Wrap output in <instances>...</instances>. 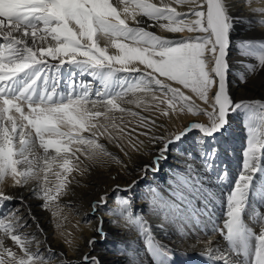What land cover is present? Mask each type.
<instances>
[{
    "label": "snow or ice",
    "instance_id": "snow-or-ice-1",
    "mask_svg": "<svg viewBox=\"0 0 264 264\" xmlns=\"http://www.w3.org/2000/svg\"><path fill=\"white\" fill-rule=\"evenodd\" d=\"M236 6L237 0H0V207L14 199L2 190L7 179L21 188L35 182L30 190L43 201L40 206L58 215L66 207L59 201L75 181L69 179L73 172L83 176L105 157L127 167L101 143L102 137L121 151V139L137 151L144 144L140 136L162 144L152 163L140 169L147 176L159 171L171 145L183 144L196 131L202 166L205 172L213 169L217 159L213 141L227 132L229 114L239 112L251 121L257 109L264 110L260 101L235 102L230 95ZM252 11L261 19L249 23L264 27V7ZM152 27L195 35L165 37L147 30ZM236 47L241 56L257 61L245 65L248 72L264 71V42L243 40ZM85 76L92 79H77ZM125 105L144 111L154 108L170 118L181 113L206 116L208 122H191L167 136L157 135L154 129L162 126L156 119ZM247 128L243 168L227 194L222 222L213 219L216 198L193 162L176 170L172 199L151 189L150 210L162 219L157 227L165 233L164 224L172 225L183 241L189 231L207 232L211 225L210 230L222 236L216 245L211 239L205 242L200 253L205 264H264V212L252 207L254 198L264 200V132L252 123ZM117 203L121 209L106 213L121 216L135 228L153 264H175L172 248L156 239L142 209L133 215L130 200L118 197ZM106 204L102 195L91 208L95 212ZM24 227L16 210L0 212V264H53L55 256L40 253V242L21 232ZM96 231L107 238L103 220ZM6 239L18 250L8 247ZM94 244L95 238L88 241L89 248ZM83 260L102 264L95 256L85 255Z\"/></svg>",
    "mask_w": 264,
    "mask_h": 264
},
{
    "label": "bare ground",
    "instance_id": "bare-ground-1",
    "mask_svg": "<svg viewBox=\"0 0 264 264\" xmlns=\"http://www.w3.org/2000/svg\"><path fill=\"white\" fill-rule=\"evenodd\" d=\"M260 7H264L260 0H237V6L232 9V13L236 17L232 32V48L235 47L233 44L238 40L264 42V39L261 38V34H264V27L256 23H249V21L261 19L259 15L254 14L252 11L253 8ZM177 10L185 11L186 9L177 7ZM147 30L165 37L172 36L158 27L148 28ZM184 33L190 36L194 35L186 31ZM174 36L177 37V35ZM101 45L103 46V40H101ZM110 51L113 50L110 49ZM230 68L235 70L236 66H230ZM62 71L65 79H67L69 66L65 65ZM118 75L125 77L129 74L119 73ZM77 79L91 80L92 78L85 76ZM229 91L235 102L260 101L264 103V71H258L256 75L248 78L245 83L239 85H236V83L229 84ZM185 94L190 93L185 90ZM193 99L198 106L203 107L198 98L193 96ZM125 107L140 112L141 115L149 119H156L158 124L162 126L154 129L157 135L163 133L167 136L170 130L178 131L191 122H208L206 116H192L189 113H181L170 118L161 116L159 111L154 108L144 111L142 108H135L134 105H125ZM165 107L166 105H161V108ZM256 111L253 114L254 119L251 121L248 116L239 112L229 114L230 124L227 132L218 141H213L217 151L216 166L207 172L202 166L200 153L203 149L197 143L198 133L196 131H193L183 144L179 146L171 145V150L167 153V160H161L160 162L159 171H149L147 176L140 169L152 163L154 157L158 154L157 149L162 144L150 143L147 137L140 136L139 139L143 140L144 144L137 151L126 139H121L120 142L124 147V151H121L115 142L102 137L101 143L105 144L108 151L127 167H123L121 163L114 159L105 157L102 163L91 165L90 171L83 176L78 172H73L69 179L75 177V181H79V183L73 181L69 185L68 195L62 196L59 201L61 205H66V207L59 210L56 216L53 215V211L41 207L43 201L32 194L30 189L35 182L21 188L14 186L13 182L7 179L2 185V190L12 195L14 199L9 202H2L0 212L16 210L25 224L21 232L30 238L35 237L40 242V253L45 256L54 255L53 264H61V261L63 264H84L83 257L85 255L97 257L102 264H153V260L144 250V244L135 228L127 226L126 221L121 216L107 214L106 209H121V206L117 203L119 197L132 202L133 215L136 214L137 209H142L141 215L148 213L149 208H146L145 205L153 196L151 189H156V194L163 198L172 199L176 170L183 171L187 162H193L201 172L205 186L216 198L212 205L213 219L222 222L227 194L232 190L234 182L243 168L238 154L244 155L247 147V125L252 123L257 126L259 131L264 132V124L261 123L264 116ZM126 119L131 118L126 117ZM187 152H190L191 156H188ZM221 176H223V179H219ZM133 181H137L136 185L131 190L125 191ZM256 181L261 183L260 180ZM117 185H119V189H117ZM102 195L107 197V204L93 212L91 205L99 200ZM21 196L23 197V203H21ZM252 207L264 212V200L254 198ZM73 216L74 219L72 220L74 221L71 220ZM143 217L148 221L156 239L161 243H167L170 247L177 248L181 253V260L188 264H205L206 258H202L200 253L204 251L205 242L209 239H211L213 245L222 242V236L219 233L214 234L210 230L211 225L208 226L209 230L207 232L196 230L197 233L195 234L191 233L194 232L192 230L181 241L168 228H166L167 232L165 233L157 227L150 217ZM101 220H103L104 231L107 233L106 239L101 238L96 231ZM114 220L117 222L116 224L113 223ZM250 226L258 230V225L253 224ZM120 227L122 228L120 229ZM92 238H95V244L89 248L88 241ZM198 240L201 243H197ZM5 244L14 251L18 250L10 239H6ZM126 245L130 247L126 248ZM35 250L34 241L33 251ZM122 251L125 252V256L121 255ZM61 253L63 255H60Z\"/></svg>",
    "mask_w": 264,
    "mask_h": 264
},
{
    "label": "rangeland",
    "instance_id": "rangeland-1",
    "mask_svg": "<svg viewBox=\"0 0 264 264\" xmlns=\"http://www.w3.org/2000/svg\"><path fill=\"white\" fill-rule=\"evenodd\" d=\"M170 35L174 36V35H177V37H180V36H183V37H189L190 35L187 34V33H177V34H171ZM195 35V34H194ZM236 41V40H234ZM241 42V41H236L233 46H235L234 48L231 47V50H230V66H236L235 70H233L232 68L229 69V84L231 83H236V85H239L241 83H245V81L248 79V78H251L252 76L256 75V73L258 72H254V73H250L247 71L245 65H248V64H256L257 61L255 58H250V57H244V56H241L240 55V50L236 47V45ZM233 43V42H232ZM236 49V50H234ZM240 65V66H239ZM240 69V70H239ZM238 71V72H237ZM241 75H243L245 77L244 81L241 82ZM256 112H258V114L260 113L261 116H264V110H260L258 109ZM241 158V165L243 166V161H244V155L243 154H238ZM256 183L259 185L260 182L259 181H256ZM165 194V193H164ZM163 194V196H165ZM151 200V199H150ZM150 200L147 201V204L145 205L146 208H149V212L148 213H143V216H146L147 217H150L151 220L154 221V223L156 225L162 223V219L161 218H158L157 216H155L152 211L150 210ZM74 219V216L73 218L71 217V220ZM74 221V220H72ZM254 222H251L250 221V225H253ZM255 225V224H254ZM257 226V225H256ZM122 227H120L121 229ZM164 228H168L169 231H171L175 237L178 236V233L176 232L175 228L172 226V225H169V224H164ZM129 229V228H128ZM192 231V230H191ZM189 231V234L190 232ZM191 233H197L196 230H194V232H191ZM188 234V235H189ZM199 234V233H198ZM165 244V243H163ZM166 245H168L166 243ZM170 247V245H168ZM172 248L173 252H174V256L172 257L173 260L175 261V264H188V263H185L183 262V260H181L182 256H181V253L180 251L175 248V247H170ZM201 263V262H200ZM203 264V263H201Z\"/></svg>",
    "mask_w": 264,
    "mask_h": 264
}]
</instances>
